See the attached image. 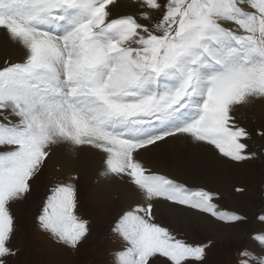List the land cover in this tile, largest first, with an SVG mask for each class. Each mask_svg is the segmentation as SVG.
Instances as JSON below:
<instances>
[{"label": "snow or ice", "instance_id": "snow-or-ice-1", "mask_svg": "<svg viewBox=\"0 0 264 264\" xmlns=\"http://www.w3.org/2000/svg\"><path fill=\"white\" fill-rule=\"evenodd\" d=\"M0 37L18 55L0 57V264L20 252L12 206L58 154H91L96 182L122 189L111 264H205L212 242L178 238L161 209L210 228L247 220L145 161L173 141L224 163L256 158L235 113L264 104V0H0ZM53 167L63 179L51 178L37 224L76 252L90 235L79 175ZM255 219L264 226V210ZM248 238L256 250L236 264H264V231Z\"/></svg>", "mask_w": 264, "mask_h": 264}, {"label": "bare ground", "instance_id": "bare-ground-1", "mask_svg": "<svg viewBox=\"0 0 264 264\" xmlns=\"http://www.w3.org/2000/svg\"><path fill=\"white\" fill-rule=\"evenodd\" d=\"M3 56L11 57L14 60L18 59L15 50L8 47L4 43L3 37H0V57ZM235 116L242 119V125L252 133V139L248 140L247 143L250 151H256L260 157L262 156L261 163L258 161L260 159H252L241 165L213 160L201 155L183 141H173L164 145L163 148L149 154L145 162L153 171L168 174L181 180L186 179L190 185L204 186L218 193L219 197L223 198L224 208L244 214L249 218L250 222L240 224L238 228L221 224H215L210 228L207 221L198 220L191 215H186L183 219L177 218L173 222L168 212L164 209L159 211V219L166 218L176 227H180L183 224L189 229L201 228L216 240L232 239L243 244L242 242L248 238L249 233L264 231V226L255 219L261 213V211L258 213L259 201L264 203V198H261L260 192L264 171L260 172L257 170L260 167L264 169V138L256 135L259 127L264 128V104H256L246 110L242 109L235 113ZM53 165L70 166L75 169L80 179H84L87 182L90 180L92 188L96 190L101 200L106 199L107 196L110 197L113 193L120 197V204L124 205L122 200L123 192L118 183L96 182L97 158L91 154H82L74 160L58 154L53 158V163L49 166L53 167ZM237 187L243 188L244 192H235L234 189ZM252 228H254V231ZM248 240L249 248L256 250L254 242L249 238Z\"/></svg>", "mask_w": 264, "mask_h": 264}, {"label": "rangeland", "instance_id": "rangeland-1", "mask_svg": "<svg viewBox=\"0 0 264 264\" xmlns=\"http://www.w3.org/2000/svg\"><path fill=\"white\" fill-rule=\"evenodd\" d=\"M236 120L243 126L242 119L236 117ZM259 130L264 131V128L259 127ZM256 157L254 160L260 159L258 161L261 163L262 156L260 157L256 153ZM257 170L264 171L261 167ZM63 175V172H57L54 167H46L43 173L32 183L33 190L27 199L12 206V213L17 226L13 244L19 247L20 252L16 259L11 261V264H111V253L121 246L119 240L111 232V228L124 205L120 204V197L113 193L110 197L107 196L106 199L101 200L96 190L92 188L90 180L87 182L79 178V213L90 222V235L78 251L72 252L54 244L47 235L39 230L36 217L40 212L46 187L51 183L52 177L63 179ZM260 192L261 198H264V179L261 181ZM219 203L221 208L225 207L223 198H220ZM263 204L262 201H259L258 213L262 212ZM159 222L169 227L178 238L186 240L188 243L204 244L211 241L212 244L207 250L205 264H236L235 253L242 247L249 248L248 238L242 242L243 244L232 239L220 241L214 239L201 228L189 229L183 224L176 227L166 218L159 219ZM248 222L250 220L247 217V220L241 224Z\"/></svg>", "mask_w": 264, "mask_h": 264}]
</instances>
